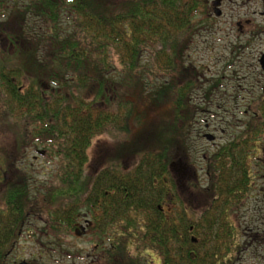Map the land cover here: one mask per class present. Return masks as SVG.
<instances>
[{
  "label": "trees",
  "instance_id": "trees-1",
  "mask_svg": "<svg viewBox=\"0 0 264 264\" xmlns=\"http://www.w3.org/2000/svg\"><path fill=\"white\" fill-rule=\"evenodd\" d=\"M108 1L0 0V34L10 45V50L0 46V125L18 143L0 165V264L21 237L28 216H38L33 210L38 204L49 208L41 232L48 237L75 235L84 214L92 220L87 234L99 251L112 228L128 237L127 244L116 241L105 252L106 264H126L131 247L159 256L161 264H232L236 230L227 219L229 201L249 191L245 161L264 130V101L258 103L260 125H249L240 147H227L222 158H215L216 175L234 178L216 183L221 209L195 211L191 218L179 197L173 165L176 156L186 158L196 112L191 96L201 85L197 66L188 65V53L199 23L210 20L208 4ZM199 17L204 19L198 22ZM29 20L42 26L36 43L23 38ZM66 21L70 26L65 27ZM147 69L175 80L146 90ZM137 132H144L148 146L132 149L136 160L131 168L109 159L88 175L89 151L97 138L130 139ZM32 145L59 165L55 186L41 196H32V177L16 164L20 151ZM169 196L178 205L172 210L165 207ZM129 264L140 262L130 259Z\"/></svg>",
  "mask_w": 264,
  "mask_h": 264
},
{
  "label": "rangeland",
  "instance_id": "rangeland-1",
  "mask_svg": "<svg viewBox=\"0 0 264 264\" xmlns=\"http://www.w3.org/2000/svg\"><path fill=\"white\" fill-rule=\"evenodd\" d=\"M110 1L115 2V0L108 2ZM120 1L122 0H117V2ZM204 2L208 4V10L211 12H209L210 20L208 23H199V32L188 53L189 67L195 68L197 66L198 74L201 77V85L195 89L191 96L196 112L191 111L194 113V119L189 125L190 133L188 134L190 136L187 138L186 158L181 155L176 156V160L179 161L173 165L180 199L188 209L191 206L192 209L195 208V211L199 210V213L203 212L205 209L203 205L211 195L206 192V189L210 187L209 181L206 179L209 169L207 161L217 154L219 147H222L226 140L222 130L225 125H222L221 122L230 125L234 122L241 123V131H245L244 126L246 124H257L258 127L262 121L260 109L257 106L259 102H256L252 108L253 112H257V118L256 116L253 118L246 117L243 114L236 116L235 111L231 109L237 108L239 105L242 106L240 112L243 113L247 108L249 97H258L261 93V87L264 85L262 83L264 82V72L259 65L261 55L253 53L251 62H245L242 55L248 53V51L242 50V46L250 44L253 40L247 39L243 44L238 40L239 24L244 26L247 33L264 32V5L261 0H227L219 7L221 16H216L215 9L212 8L215 0H204ZM202 19L204 18L199 17L198 22ZM247 21H250L251 24L247 25ZM35 22L36 25L32 20H29L28 28L24 31V33L26 32L25 35L21 33L24 35L23 38L28 40V43H36L39 36L38 32L41 31L40 22ZM68 26H70V22L67 23L66 21L65 27ZM261 37L264 39V34ZM0 46L10 50V45L1 34ZM21 48L25 53L28 51L27 47L21 46ZM258 48L260 54L264 53V47L259 46ZM42 52L43 46L40 47L39 54ZM11 53L13 52L11 51ZM240 56L243 60L239 58ZM250 63L256 66L252 71L245 67ZM145 65H151L150 55L145 57ZM115 66L118 70L120 69L117 64ZM239 72L241 75H252L251 80L249 78L245 85L249 88V96H246L245 103L240 104L228 98L241 94L238 92L236 81ZM153 73L148 69L144 71L145 77L148 78L146 90L160 88L162 84L172 83L175 80V76H162L155 70ZM256 81L259 82L257 85H255ZM251 82L254 83V86L251 85L250 87ZM219 106L224 107L221 110L223 113L229 111V114L221 113L218 109ZM209 110L214 114L212 119L207 114ZM147 112V114L152 113L150 109ZM148 120H152V117L149 116ZM207 125L208 128H206ZM238 131L229 130L228 136L230 137L228 140H231ZM206 135H210L213 139L207 140ZM144 138V132L142 134L137 132L130 139L126 138V135H104L97 138L89 151L88 175H94L110 161L119 160V166L131 168L136 160L130 155L133 152L132 149L148 146ZM17 144V139L13 133L9 134L4 131L0 125V165L4 164L2 157L15 151ZM255 147L258 149L257 152L249 155L250 158L246 157L245 165L246 169H249L256 179L249 182L248 193L239 199L240 206L237 212L231 213L229 209L227 214L228 221L236 230L233 238V252L229 256L232 264H264V130L259 134ZM125 148L126 151L130 150L129 153L126 152L124 157H117L118 152ZM20 153L22 156L18 158L16 164L20 166V169L30 173L35 187L32 196L45 195L47 188L49 187L50 190L56 184L58 160L55 161L48 154L45 155L42 148H36L34 145L26 146ZM126 156H128L127 159ZM190 183L195 184L198 189L193 192L192 188L189 187ZM2 193L0 185V205H2ZM168 200L170 202L165 203L166 209L172 210L178 206L173 197L169 196ZM191 208L189 209L190 214L193 213ZM33 210L38 216L30 215L26 219L23 226L24 236L17 239L13 247V255L10 259L12 264L16 260H18V264L21 260L29 264H106L104 254L116 241L122 245L129 242L128 237L125 240L124 237H119L117 233L114 234L112 228L104 240V248L99 251L100 248L87 234L88 224L92 223L87 214L83 215L77 226V235L67 236L61 240L48 237L41 232L47 227L45 223L49 218V208L38 204ZM191 215L195 218V215ZM31 233L37 234L32 238L28 237V234ZM104 249L106 251H103ZM126 257L129 260L128 262L126 260V264L130 263V259L136 260L140 264H161L159 256L154 257L149 253H139L135 247H131L130 251L126 252Z\"/></svg>",
  "mask_w": 264,
  "mask_h": 264
},
{
  "label": "flooded vegetation",
  "instance_id": "flooded-vegetation-1",
  "mask_svg": "<svg viewBox=\"0 0 264 264\" xmlns=\"http://www.w3.org/2000/svg\"><path fill=\"white\" fill-rule=\"evenodd\" d=\"M226 1L227 0H222L221 1V5H222L223 2H226ZM261 2L264 5V0H261ZM246 24L249 25V24H251V22L250 21H247ZM238 27H239V37H238V40H240V43H242V44L245 43L247 39L248 40H253V41H251L250 44H246L245 46H242V48H243L242 50L248 51L247 54H242L243 55V58H244V61L245 62H251L250 60L252 59V54L253 53H258L259 55H261V59H262V57L264 56V53H261L260 54L258 47L259 46L260 47H264V39H263V37H261L264 34V32H261V33L260 32H257V33H247L245 31L244 26L242 24H239ZM239 58L241 60H243L242 56H240ZM261 59L259 60L260 67H261V63H260ZM245 67H248V70H251V71L256 68V66L254 64H251V63L249 65H246ZM261 69H262V67H261ZM244 76H245V78H244ZM251 77H252V75H248V76L241 75L240 72H239L238 75H237V77H236L237 78L236 81H237L238 92L241 93V94H237L235 96H231V97H228V98L229 99H233L234 101L238 102V104L245 103L246 102V96L248 95V93H250L249 88L245 87V85L247 84L246 82H248V79L249 78H250L249 80H251ZM263 77H264V75H263ZM258 83L259 82L256 81L255 82V85H257ZM262 83L264 84V82H262ZM251 85L254 86V83L251 82L250 87H251ZM236 92H237V88H236ZM260 99L262 101H264V85H263V87H261V93H260V95L258 97H249L248 102H247V108L245 109V111L243 113L240 112V108H242V106H239V105H238L239 107L237 106V108H232L231 110H234L235 111L236 116L243 114V116H246V117L247 116L248 117L250 116V118H253V116L254 117L256 116V118H257V115L258 114H257V112H253L252 111V108H253V106L255 105L256 102H259ZM228 103H230V102H228ZM257 106H258V104H257ZM223 108H224L223 106H219V108H218L221 113H223V111H221V110H223ZM207 114L210 116L211 119L214 118V114L210 110H209V112L207 111ZM223 114H229V111H226ZM221 123H222V125L223 124L225 125L224 126L225 128L222 129L223 130V134L225 135V138H226L225 144L222 145V147H219V150L217 151V154L213 155V157H210L209 160L207 158H205V159L208 160L207 162L209 163V169H208V173H207L206 179H208L209 185H210V187H208V189H206V192L209 193V194H211V195L209 196L207 202H205V205H203V207H205L204 212L209 211V210L214 211L217 208H219L218 210L221 209L220 208L221 205L219 206L218 205V202H217L218 197H215V187H217L216 183H219V182L225 181V180L228 181V180H233L234 179L233 177L216 175L217 172H218V170H219V169L217 170L215 168L216 167V164H215L216 163V159H215L216 156H219V157L222 158L223 157L222 154L224 153V149H226L227 147H232L235 144L238 145L237 147H240L241 146L240 143L242 141L241 138H242V136L244 134H247L248 133V129H249V125H250V124H246L244 126L245 131L244 130L241 131V127H242L241 126L242 125L241 123L234 122L232 125L227 124L225 122H221ZM206 128H208V125L206 126ZM233 129L235 131H238V130L239 131L236 133V135L231 140L230 139L228 140V138L230 137V136H228L229 135V130H233ZM256 142L257 141H255L254 143H251L250 148L247 151V158L248 157L250 158L249 155L254 154L255 152H257L258 149L255 147V143ZM236 166H237V164H236ZM232 167H234L233 166V163H230V165L228 166V169L231 170ZM238 171H240V170L238 169ZM246 172H247L246 179L248 180V182H250L251 180L253 181L254 179H256L255 176H252V172L249 169L248 170L246 169ZM260 178H262V177H260ZM237 179H239V178H235V180H237ZM193 185H195V184H193ZM192 190H193V192L195 191V186L192 187ZM239 202H240L239 200H231V201H229V205L231 207L230 208L231 213L237 212L238 207L240 206V203ZM190 208H191V206L189 207V209ZM194 209L191 208L192 212L195 211ZM191 214H193V213H191ZM191 218H193L192 215H191ZM23 226H22V228H23ZM77 231H78V229L75 230V235H77ZM36 234L37 233L28 234V237H31L32 238ZM20 236L23 237L24 236V232L21 233ZM12 255H13V248L8 252L7 256L5 257V260H4V263L3 264H10L11 263V260L10 259H11V256ZM22 261L23 260H21L19 264H22ZM26 263L29 264L28 262H26ZM14 264H18V260H16Z\"/></svg>",
  "mask_w": 264,
  "mask_h": 264
},
{
  "label": "water",
  "instance_id": "water-1",
  "mask_svg": "<svg viewBox=\"0 0 264 264\" xmlns=\"http://www.w3.org/2000/svg\"><path fill=\"white\" fill-rule=\"evenodd\" d=\"M221 1L222 0H215V2L213 3V7L215 9L216 16H221V14H222L221 11H220V9H219V7L221 6ZM260 63H261L262 70L264 71V56L262 57ZM206 138L209 141L213 139L210 135H206ZM194 241H196V240H194ZM22 264H26V263L23 262Z\"/></svg>",
  "mask_w": 264,
  "mask_h": 264
}]
</instances>
